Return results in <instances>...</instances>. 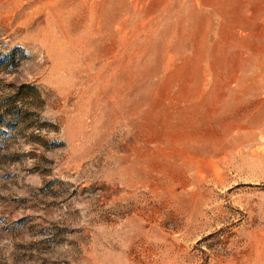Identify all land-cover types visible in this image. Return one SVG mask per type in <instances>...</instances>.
<instances>
[{
  "label": "rangeland",
  "instance_id": "rangeland-1",
  "mask_svg": "<svg viewBox=\"0 0 264 264\" xmlns=\"http://www.w3.org/2000/svg\"><path fill=\"white\" fill-rule=\"evenodd\" d=\"M0 264H264V0H0Z\"/></svg>",
  "mask_w": 264,
  "mask_h": 264
}]
</instances>
